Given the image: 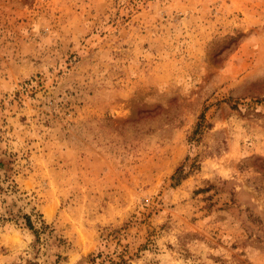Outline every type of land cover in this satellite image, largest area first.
Listing matches in <instances>:
<instances>
[{"label":"rangeland","instance_id":"rangeland-1","mask_svg":"<svg viewBox=\"0 0 264 264\" xmlns=\"http://www.w3.org/2000/svg\"><path fill=\"white\" fill-rule=\"evenodd\" d=\"M0 264H264V0H0Z\"/></svg>","mask_w":264,"mask_h":264}]
</instances>
